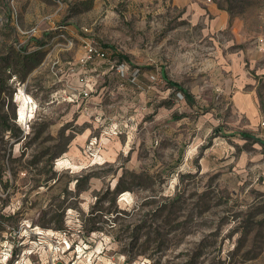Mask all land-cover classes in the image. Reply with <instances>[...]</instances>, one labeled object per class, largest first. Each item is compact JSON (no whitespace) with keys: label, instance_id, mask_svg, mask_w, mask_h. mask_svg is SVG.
<instances>
[{"label":"rangeland","instance_id":"374dc122","mask_svg":"<svg viewBox=\"0 0 264 264\" xmlns=\"http://www.w3.org/2000/svg\"><path fill=\"white\" fill-rule=\"evenodd\" d=\"M213 1L218 32L192 0H0V264L14 245L40 264L50 245L77 264H264V0ZM84 40L107 56L83 63ZM176 194L151 237L133 228Z\"/></svg>","mask_w":264,"mask_h":264},{"label":"trees","instance_id":"16d2710c","mask_svg":"<svg viewBox=\"0 0 264 264\" xmlns=\"http://www.w3.org/2000/svg\"><path fill=\"white\" fill-rule=\"evenodd\" d=\"M120 57H122V58H125L126 56L125 55H119ZM127 58V57H126ZM169 83L172 85V86H175L177 89H180V90H182V92H184L185 93V95L187 96V97H189V94L187 93V90L186 89H184L183 87H181L177 82H174V81H170L169 80ZM244 137H250L251 136V134L249 133V132H246V131H243L242 133H241ZM67 150V146L65 145V147H63V148H56V149H54V151H52L51 153H50V156L47 158V160L50 162L51 160H54L55 158H57L61 153H63L64 151H66ZM48 151H46V153H47ZM37 159H41L40 158V156L39 157H35V159L34 160H32L31 162L32 163H37L38 162V160ZM47 161V162H48ZM51 172V173H50ZM47 178L45 179L46 181H48V180H51V179H56L57 178V171H55V170H53V163H51V165H50V169L47 171ZM93 176H95V174L94 173H91V172H89L88 174H86V177H85V179L87 180V182L88 183H86V184H84L85 182H83V180H81L80 178H78V177H76L75 178V180H76V187H77V191L78 192H82L83 190H85L86 189V186H88V184H89V180L93 177ZM41 181V179L40 178H38V182H40ZM42 182V181H41ZM85 186H84V185ZM132 188V185L131 184H124L123 183V181H122V178H120L119 179V181L117 182V184H116V186H115V188H114V190L113 191H111V194H113V200H115L116 199V195L119 193V192H123V191H126V190H129V189H131ZM177 197H178V194H176L175 195V197H173V198H169V199H158V200H146L144 203H142V205H150V204H152L153 202H156L152 207H150V209L146 212V213H144L143 215H144V217H142V219H141V222L139 223V224H135L134 225V227L133 228H136V229H138V230H141L143 227H146L147 226V230H148V234H149V236L151 237V232H152V226H153V223L155 222V221H153V220H155L154 218H158V217H161L163 214H164V212L166 211V210H168V217H166V219H169V216H170V214H169V212H172L173 211V207L174 206H176V199H177ZM152 199H156V198H152ZM60 206H61V208H62V203H60ZM60 210V209H59ZM113 212V211H112ZM111 211H109L108 213H111L112 215H114V214H116L115 216H114V218H115V221H117V220H119L120 218H122L123 216L121 215V214H119V212H123V211H121V210H115V212L114 213H112ZM126 213V212H125ZM151 214V219H150V221H148V219L149 218H147L146 219V217L148 216V214ZM64 214H65V208L63 207V210L62 211H59V212H56L54 215H53V219H52V221H53V223H55L54 225H55V227H56V229H63V225H64ZM37 222H40V219H39V221H37ZM31 225H32V223H31ZM33 226V225H32ZM158 227H161L160 226V223L158 224ZM91 232H93V231H96V230H98V228H91V229H89ZM155 230H157V231H159V229H155ZM133 231H134V229H133ZM134 234H137L136 232H133Z\"/></svg>","mask_w":264,"mask_h":264},{"label":"built area","instance_id":"2783aa9c","mask_svg":"<svg viewBox=\"0 0 264 264\" xmlns=\"http://www.w3.org/2000/svg\"><path fill=\"white\" fill-rule=\"evenodd\" d=\"M84 48H85V57L82 58L83 63H88L93 61L96 57L99 58H105L107 56V51L103 48L98 47L95 43H93V41L91 40H84ZM82 81L87 82L86 78L83 77ZM79 95H81L83 100H87L90 96V91L87 88H81L79 90ZM262 127L264 128V120L262 121ZM27 228H30V230L32 231L33 234H41L42 233L39 232L40 227L39 226H32L31 223L27 224ZM47 237H49V235L51 233H53V229H46L45 231ZM42 244V242L40 243ZM53 245V244H52ZM16 245L13 246L14 251L10 253V258L7 259V262L9 261V264H40L39 261H35L33 260L35 254L37 253V248L35 249L34 247H29L27 253L25 251V249L22 250V254L19 253H15V249H16ZM61 248L60 245H54V247H52L50 245V247H46L45 246V251H47L49 253V255L47 256V264H77L74 261L69 262L64 261V259H62V257L59 256V253H61ZM71 248L70 245H68L67 243V247L66 250H69ZM27 254V255H26Z\"/></svg>","mask_w":264,"mask_h":264},{"label":"crops","instance_id":"0c3cea01","mask_svg":"<svg viewBox=\"0 0 264 264\" xmlns=\"http://www.w3.org/2000/svg\"><path fill=\"white\" fill-rule=\"evenodd\" d=\"M181 4L184 0H178ZM190 4V3H189ZM190 8L196 10V14L198 17L205 13L207 14L208 20L210 21V26L212 28V32H218L220 29H224L230 23V14L224 7H219L218 4L213 0H192ZM259 48L258 53L262 56L264 61V40L257 45ZM257 53V54H258ZM258 70L260 73L264 74V65L258 66ZM251 80L248 76H242L241 80ZM243 83V81H242ZM238 107L240 106L242 110L248 112H254L256 105L254 102V98L252 95H240L237 99ZM264 143V141H262Z\"/></svg>","mask_w":264,"mask_h":264},{"label":"bare ground","instance_id":"6f19581e","mask_svg":"<svg viewBox=\"0 0 264 264\" xmlns=\"http://www.w3.org/2000/svg\"><path fill=\"white\" fill-rule=\"evenodd\" d=\"M63 160V159H62ZM59 163V162H58Z\"/></svg>","mask_w":264,"mask_h":264}]
</instances>
